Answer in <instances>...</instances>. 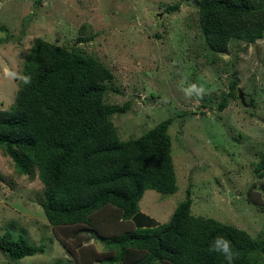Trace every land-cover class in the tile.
<instances>
[{"label":"rangeland","instance_id":"rangeland-1","mask_svg":"<svg viewBox=\"0 0 264 264\" xmlns=\"http://www.w3.org/2000/svg\"><path fill=\"white\" fill-rule=\"evenodd\" d=\"M198 1L0 0V27L7 30L0 31V113L15 102L36 39L79 48L113 73L107 85L118 91H110L106 103L129 105L113 117L121 140L138 139L173 117L169 133L178 191H146L142 213L167 224L190 190L193 215L258 237L264 232V179L254 170L264 152V38L250 46L234 41L225 53H213L200 31ZM175 5L179 9L169 10ZM233 81L237 92L220 112ZM43 200L37 175H18L0 149V235L23 234L43 250L18 262L0 252V264H77L83 250L104 251L81 232L68 240L76 247L73 257L48 222ZM109 213L97 216L106 229L112 226L103 220ZM122 226L120 231L129 228Z\"/></svg>","mask_w":264,"mask_h":264},{"label":"trees","instance_id":"trees-1","mask_svg":"<svg viewBox=\"0 0 264 264\" xmlns=\"http://www.w3.org/2000/svg\"><path fill=\"white\" fill-rule=\"evenodd\" d=\"M177 9L175 5L169 10ZM198 21L208 48L223 54L234 41L250 46L264 38V2L199 0ZM23 72L25 81L15 102L0 113V149L18 175H37L44 186L41 207L73 257L76 247L68 240L81 232L104 246L101 253L83 250L77 264H227L222 255L209 251L217 236L231 242L233 264H264V232L253 237L193 215L190 190L167 224L159 225L142 213L146 191L164 196L178 191L169 133L173 117L138 139L121 140L113 117L129 105L106 103L107 94L118 91L107 85L113 73L79 48L70 50L38 38ZM237 85L230 83L220 112L235 96ZM254 172L264 179V152ZM106 211L109 218L103 220L112 225L107 229L97 217ZM123 224L129 228L120 231ZM0 252L18 262L43 250L23 234L7 230L0 235Z\"/></svg>","mask_w":264,"mask_h":264},{"label":"clouds","instance_id":"clouds-1","mask_svg":"<svg viewBox=\"0 0 264 264\" xmlns=\"http://www.w3.org/2000/svg\"><path fill=\"white\" fill-rule=\"evenodd\" d=\"M186 94L190 95L191 92L186 90ZM209 251L222 255L227 264H233V261L236 258L231 242L223 236H217L214 238V242L209 245Z\"/></svg>","mask_w":264,"mask_h":264},{"label":"water","instance_id":"water-1","mask_svg":"<svg viewBox=\"0 0 264 264\" xmlns=\"http://www.w3.org/2000/svg\"><path fill=\"white\" fill-rule=\"evenodd\" d=\"M240 99L243 101V95L240 93ZM244 102V101H243Z\"/></svg>","mask_w":264,"mask_h":264}]
</instances>
